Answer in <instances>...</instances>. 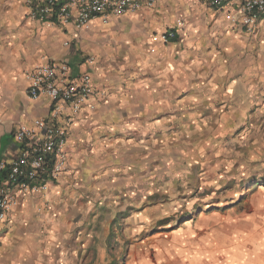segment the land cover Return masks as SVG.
I'll use <instances>...</instances> for the list:
<instances>
[{
	"label": "crops",
	"instance_id": "1",
	"mask_svg": "<svg viewBox=\"0 0 264 264\" xmlns=\"http://www.w3.org/2000/svg\"><path fill=\"white\" fill-rule=\"evenodd\" d=\"M29 9L28 0H0V160L18 152V123L50 113L48 98L26 94L25 73L36 64L89 70L95 107L73 117L69 166L58 183L18 196L0 233V264H42L45 250H55L59 225H74L70 217L87 208L77 203L93 180L133 173L143 153L156 156L158 132L172 130L174 115H264V16L247 34L198 0H157L152 9L78 29L32 20ZM166 29L175 30V42L160 40ZM60 211L66 222L59 223ZM186 238L167 264H264V196L245 214L214 216Z\"/></svg>",
	"mask_w": 264,
	"mask_h": 264
},
{
	"label": "rangeland",
	"instance_id": "2",
	"mask_svg": "<svg viewBox=\"0 0 264 264\" xmlns=\"http://www.w3.org/2000/svg\"><path fill=\"white\" fill-rule=\"evenodd\" d=\"M153 150V148H152ZM74 225H59L42 264H167L214 216L245 214L264 196V115H174L156 156L93 180ZM59 223L66 222L65 212ZM71 221V220H69Z\"/></svg>",
	"mask_w": 264,
	"mask_h": 264
},
{
	"label": "built area",
	"instance_id": "3",
	"mask_svg": "<svg viewBox=\"0 0 264 264\" xmlns=\"http://www.w3.org/2000/svg\"><path fill=\"white\" fill-rule=\"evenodd\" d=\"M206 10L224 13L232 28L252 34L264 16V0H198ZM29 18L43 22L56 19L85 29L92 20L106 24L111 18L152 9L157 0H28ZM163 43L175 42L177 34L166 29L159 35ZM85 63L94 62L92 56ZM26 94L37 99L48 98L47 119H34L31 124L18 123L13 137L19 149L10 161L0 160V233L7 229L9 214L18 196L35 194L55 185L68 170L67 143L74 115L95 107L91 72H72L69 64L44 60L25 73ZM1 118V114H0Z\"/></svg>",
	"mask_w": 264,
	"mask_h": 264
}]
</instances>
